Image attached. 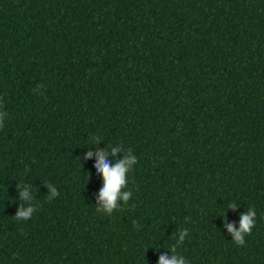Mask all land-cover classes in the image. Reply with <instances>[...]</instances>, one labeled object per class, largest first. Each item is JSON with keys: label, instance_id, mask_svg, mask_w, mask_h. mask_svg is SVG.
<instances>
[{"label": "trees", "instance_id": "trees-1", "mask_svg": "<svg viewBox=\"0 0 264 264\" xmlns=\"http://www.w3.org/2000/svg\"><path fill=\"white\" fill-rule=\"evenodd\" d=\"M0 120V264H264V0H0Z\"/></svg>", "mask_w": 264, "mask_h": 264}, {"label": "clouds", "instance_id": "clouds-1", "mask_svg": "<svg viewBox=\"0 0 264 264\" xmlns=\"http://www.w3.org/2000/svg\"><path fill=\"white\" fill-rule=\"evenodd\" d=\"M0 126H2V120H0ZM96 141V140H94ZM115 149L112 150V153L115 154ZM108 153L101 152L97 150L96 155L98 156V163L97 168L100 173H102L105 184L104 188L100 193V199L103 201L104 208L107 210L108 213H111L112 209L116 208V200L118 198V195L121 192V189L125 186V173L128 171L125 167V163H132L136 160V158H133L132 161L127 160V156L125 157V160H121L119 163H117L114 167H110L108 164L104 162V156ZM87 155H92L91 152L87 153ZM53 195H57L55 190H53ZM123 200L128 201L129 199V193L128 191L124 192ZM20 199L22 201L24 200H31L32 197L29 195L27 190L20 192ZM230 208H235V204L229 205ZM34 208L28 207L25 209L23 206H21L20 210L16 213V216L14 217L16 220L28 219L31 214L33 213ZM98 212L100 210L97 209ZM254 225L253 220V212L252 209L249 208L246 214H243L240 221L239 230H236L231 225H226L229 229V231L233 234V241L237 244V246L243 245L245 243L244 235L249 234L252 230V227ZM183 238V234H181V239ZM175 251V249H173ZM159 264H177L176 258L173 257L171 260H166L163 256L160 258ZM182 264V261H181Z\"/></svg>", "mask_w": 264, "mask_h": 264}]
</instances>
